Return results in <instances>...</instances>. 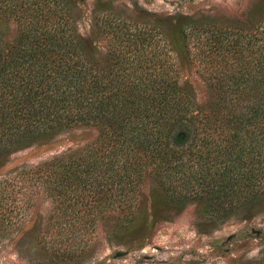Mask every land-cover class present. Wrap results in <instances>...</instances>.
I'll use <instances>...</instances> for the list:
<instances>
[{"label": "trees", "instance_id": "16d2710c", "mask_svg": "<svg viewBox=\"0 0 264 264\" xmlns=\"http://www.w3.org/2000/svg\"><path fill=\"white\" fill-rule=\"evenodd\" d=\"M3 1L0 161L77 125L98 129L84 146L14 169L24 183L53 194L56 207L79 205L89 214L118 208L128 227L149 176L167 200H199L212 214L264 195V17L236 30L189 21L172 37L159 21L161 38L108 19L102 27L111 36L101 50L76 29L77 0ZM8 17L18 26L14 38L2 31ZM161 39L165 50H155ZM177 45L188 56L197 47L206 62L209 104L181 83L172 56ZM9 176H1L0 193ZM15 209L1 213V227L11 224Z\"/></svg>", "mask_w": 264, "mask_h": 264}, {"label": "rangeland", "instance_id": "374dc122", "mask_svg": "<svg viewBox=\"0 0 264 264\" xmlns=\"http://www.w3.org/2000/svg\"><path fill=\"white\" fill-rule=\"evenodd\" d=\"M11 1L18 0L3 3ZM73 15L78 33L104 50L111 32L103 31L102 22L108 19L118 18L131 30L135 25L150 28L157 37L159 21L168 37L178 24L189 21L236 30L263 19L264 0H77ZM2 31L14 38L16 19L6 18ZM161 47L165 50L162 39L155 50ZM190 52L195 59L177 45L173 60L181 83L207 105L214 90L205 77L206 62L196 54L197 47ZM97 135L96 127L77 125L12 151L0 161V179L10 175V186L0 193L5 207L0 208V217L16 207L11 224L0 226V264H258L264 254V195L246 207L212 214L199 200L188 198L180 204L167 200L157 180L149 176L139 186L133 222L124 227L118 208L89 214L79 205L56 207L58 201L44 186L24 183L16 174L19 170H14L84 146Z\"/></svg>", "mask_w": 264, "mask_h": 264}]
</instances>
